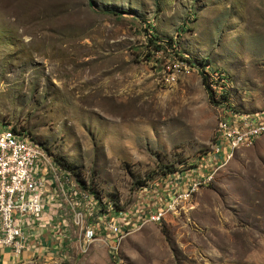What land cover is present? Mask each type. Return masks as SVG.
Segmentation results:
<instances>
[{
  "label": "rangeland",
  "instance_id": "1",
  "mask_svg": "<svg viewBox=\"0 0 264 264\" xmlns=\"http://www.w3.org/2000/svg\"><path fill=\"white\" fill-rule=\"evenodd\" d=\"M220 94L264 111V0H0V122L127 207L167 169L211 176L114 251L71 228L62 254L19 264H264V135L204 168Z\"/></svg>",
  "mask_w": 264,
  "mask_h": 264
},
{
  "label": "built area",
  "instance_id": "2",
  "mask_svg": "<svg viewBox=\"0 0 264 264\" xmlns=\"http://www.w3.org/2000/svg\"><path fill=\"white\" fill-rule=\"evenodd\" d=\"M190 66L183 58L164 64L165 82L174 81ZM220 97L214 106L212 149L203 159L210 171L225 166L236 150L252 146L264 135V111L244 113ZM47 151L27 131L0 122V249L9 250L17 260L62 254L71 228L84 244L105 238L114 251L132 232L164 222L190 200L203 177L211 179L183 180L174 173L161 184L141 187L127 207L117 197L107 201Z\"/></svg>",
  "mask_w": 264,
  "mask_h": 264
},
{
  "label": "crops",
  "instance_id": "3",
  "mask_svg": "<svg viewBox=\"0 0 264 264\" xmlns=\"http://www.w3.org/2000/svg\"><path fill=\"white\" fill-rule=\"evenodd\" d=\"M25 259H16L9 250L0 249V264H19L26 262Z\"/></svg>",
  "mask_w": 264,
  "mask_h": 264
},
{
  "label": "trees",
  "instance_id": "4",
  "mask_svg": "<svg viewBox=\"0 0 264 264\" xmlns=\"http://www.w3.org/2000/svg\"><path fill=\"white\" fill-rule=\"evenodd\" d=\"M160 49H159V47L158 46H156L155 47V50L154 51H156V52H158ZM22 131H24V130H22ZM56 160V162L58 161L57 159H55ZM58 162H60V161H58ZM63 163V162H62ZM68 168H70L71 169V167L70 166H68ZM72 170V169H71ZM175 172L174 171H172V170H165L164 172H161V175H163L162 177H166V176H169V175H172V174H174ZM148 183H146V184H143L144 186L145 185H147ZM144 186H142V187H144Z\"/></svg>",
  "mask_w": 264,
  "mask_h": 264
}]
</instances>
